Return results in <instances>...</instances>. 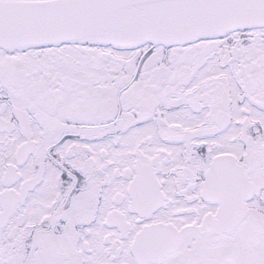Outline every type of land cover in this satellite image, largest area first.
<instances>
[{
    "label": "snow or ice",
    "instance_id": "6c2138e0",
    "mask_svg": "<svg viewBox=\"0 0 264 264\" xmlns=\"http://www.w3.org/2000/svg\"><path fill=\"white\" fill-rule=\"evenodd\" d=\"M0 264H264V0H0Z\"/></svg>",
    "mask_w": 264,
    "mask_h": 264
}]
</instances>
